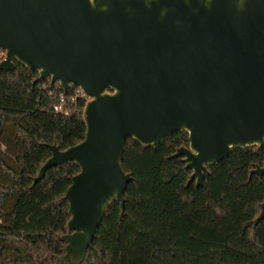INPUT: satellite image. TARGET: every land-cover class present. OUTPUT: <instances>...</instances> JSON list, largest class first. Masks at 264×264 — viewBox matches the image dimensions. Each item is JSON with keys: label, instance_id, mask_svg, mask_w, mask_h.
I'll use <instances>...</instances> for the list:
<instances>
[{"label": "water", "instance_id": "obj_1", "mask_svg": "<svg viewBox=\"0 0 264 264\" xmlns=\"http://www.w3.org/2000/svg\"><path fill=\"white\" fill-rule=\"evenodd\" d=\"M0 49V70L18 61L39 70L37 81L91 97L85 138L47 144L32 185L51 167L79 165L64 197L65 264L83 263L113 200L125 207L129 137L157 147L188 131L174 156L192 170L188 185L204 187L209 166L233 149L264 147V0H0Z\"/></svg>", "mask_w": 264, "mask_h": 264}, {"label": "trees", "instance_id": "obj_2", "mask_svg": "<svg viewBox=\"0 0 264 264\" xmlns=\"http://www.w3.org/2000/svg\"><path fill=\"white\" fill-rule=\"evenodd\" d=\"M38 77L18 61L0 70V264H65L64 197L79 165L51 167L32 185L52 155L47 144L64 150L85 138L86 100L71 116L54 112L64 90ZM189 144L186 130L157 147L126 140L122 166L133 178L125 207L112 201L82 264H264V175L251 174L264 165V147L233 149L209 166L204 187L188 185L192 170L174 156Z\"/></svg>", "mask_w": 264, "mask_h": 264}, {"label": "built area", "instance_id": "obj_3", "mask_svg": "<svg viewBox=\"0 0 264 264\" xmlns=\"http://www.w3.org/2000/svg\"><path fill=\"white\" fill-rule=\"evenodd\" d=\"M6 51L0 49V62L5 59ZM80 99H85L86 104L91 100V97L81 87H78L69 95L66 92H62L57 102L53 104V111L61 113L65 116H71L78 111V103ZM86 107V106H85Z\"/></svg>", "mask_w": 264, "mask_h": 264}, {"label": "rangeland", "instance_id": "obj_4", "mask_svg": "<svg viewBox=\"0 0 264 264\" xmlns=\"http://www.w3.org/2000/svg\"><path fill=\"white\" fill-rule=\"evenodd\" d=\"M2 150H5V147L4 146L2 147Z\"/></svg>", "mask_w": 264, "mask_h": 264}]
</instances>
